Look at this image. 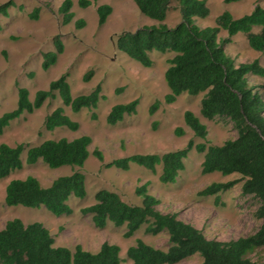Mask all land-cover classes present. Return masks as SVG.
<instances>
[{
    "label": "trees",
    "instance_id": "16d2710c",
    "mask_svg": "<svg viewBox=\"0 0 264 264\" xmlns=\"http://www.w3.org/2000/svg\"><path fill=\"white\" fill-rule=\"evenodd\" d=\"M131 1L142 15L159 25L119 34L116 38L117 49L144 68L152 66L150 53L153 51L174 54L168 59L164 73V81L169 89L164 103L173 104L182 94L191 97L203 94L200 115L209 121L226 119L237 136L220 146L194 144L189 140L180 150L162 155H131L112 160L104 164V168L128 171L131 165H136L154 173L160 166V183L175 185L179 173L184 170L185 159L194 149L203 154V175L219 173L222 176L236 174L240 177V180L226 183H211L197 195L217 196L241 182V195L252 197L259 204L254 216L261 223L254 234L237 240L219 242L207 239L200 230L179 220L176 213L162 214L156 210L160 201L148 194L146 184L135 189V194L142 197L141 206L129 205L116 193L100 190L94 195V204L82 208L81 214L89 215L97 229H104L108 223L114 227L125 226L126 239L131 238L143 225H147L145 233L148 235L167 234L166 250L136 240L127 249V258L133 264H178L196 254L202 259L200 264H264L252 261L249 257L257 250L264 249V100L248 82L250 76L264 79V66L258 60L236 65L225 52V46L231 42V38L241 33L252 50L264 53V8L255 5L249 14L236 19L224 11L216 18L214 27L200 28L195 24V19H206L210 13L204 0ZM173 1L177 3L181 21L173 28H168L163 22ZM223 1L231 4L238 0ZM77 4L86 8L91 2L78 0ZM14 6L11 1L0 5V16H7L8 10ZM72 6L71 0H63L59 6L63 25L70 24L74 18ZM38 11L35 9L30 18L36 19ZM111 13L109 5L102 4L96 8L99 27L106 23ZM75 26L77 29L82 28L84 21L77 20ZM255 28H259V32H253ZM221 31L226 33V38L219 37ZM53 46V51L43 54V71L55 65L64 52V44L58 35L53 38ZM91 76L92 71H88L83 81L88 82ZM67 77L65 73L50 82L46 90L37 91L33 101L29 99L27 89L18 88L16 107L0 116V135L10 122L25 113L32 114L48 100L58 98L62 106L75 114L83 109L96 108L103 98L101 86L96 85L90 93L73 98ZM138 104V100H133L113 106L106 117L107 124L112 126L125 116L134 115ZM157 104L151 106V114ZM91 118L95 120L96 115L92 114ZM183 121L195 137L206 139L207 127L192 112H184ZM43 126L46 131L66 128L76 132L79 129V124L65 115L63 107H57L46 115ZM174 134L182 136L184 132L177 128ZM91 143L88 136L73 140H45L27 148L25 163L34 165L41 161L51 169L63 166L81 168L89 157ZM24 151L25 146L22 144L14 147L0 144V180L23 168L21 155ZM92 155L103 162L99 151L94 150ZM85 197V177L79 171H74L68 176L56 178L46 188L32 176L11 180L5 188L4 203L7 207H44L53 216L61 217L72 214L68 204L70 199L82 200ZM119 252L118 246L108 243H103L96 253L84 251L80 245H76L73 250L55 247L53 237L42 224L25 225L19 219L7 221L0 230V264H120Z\"/></svg>",
    "mask_w": 264,
    "mask_h": 264
},
{
    "label": "rangeland",
    "instance_id": "374dc122",
    "mask_svg": "<svg viewBox=\"0 0 264 264\" xmlns=\"http://www.w3.org/2000/svg\"><path fill=\"white\" fill-rule=\"evenodd\" d=\"M8 1L15 6L8 10L7 16H0V116L16 107L18 88L27 89L29 99L33 101L37 91L46 90L50 82L65 73L68 74L67 83L73 98L90 93L96 85L101 86L103 98L96 108L83 109L76 114L62 106L58 98L48 100L40 109L32 114H23L4 129L0 144L11 147L22 144L25 151L21 155L23 168L0 180V230L13 219H19L25 225L40 223L50 232L55 247L73 250L80 245L84 251L96 253L103 243L114 244L120 249V264H133L127 258V249L136 240L166 250L167 234L148 235L145 233L147 225H143L131 238L126 239L125 226L114 227L108 223L104 229H97L91 217L82 215L80 210L93 205L94 195L100 190L116 193L129 205L141 206L142 197L135 194V189L146 184L148 194L160 201L156 210L162 214L176 213L179 220L200 230L207 239L227 242L257 231L261 222L254 213L259 204L252 197L241 195V182L217 196L197 195L211 183H226L240 180V177L236 174L222 176L219 173L203 175V154L194 149L185 159L184 170L179 173L175 185L160 183V166L154 173L136 165H131L128 171L104 168V164L112 160L131 155H162L180 150L189 140L194 144L220 146L237 136L226 119L209 121L200 115L203 94L195 97L182 94L173 104L164 103L163 99L169 93L164 73L168 59L174 54L153 51L150 53L152 66L144 68L117 49L116 38L119 34L157 26L158 22L142 15L131 0H89L91 5L86 8L79 7L78 0H71L74 18L68 25L62 24V16L58 12L63 0H0V5ZM204 1L210 13L206 19H195V24L200 28L214 27L216 18L224 11L236 19L249 14L255 5L264 8V0H238L231 4L223 0ZM102 4L109 5L112 13L106 23L99 27L96 8ZM35 9L39 10L38 16L31 19L30 14ZM80 19L84 21V26L77 29L75 22ZM180 21L177 3L173 1L163 24L173 28ZM259 30L255 28L253 32ZM57 35L64 44V52L55 65L43 71V54L54 50L53 38ZM219 37L226 38L227 35L221 31ZM225 52L236 65L258 60L264 66V53L252 50L241 33L231 38ZM88 71H92V76L88 82H84L83 76ZM248 82L264 100V79L250 76ZM133 100L139 101L134 115L125 116L115 125L107 124L106 117L113 106ZM156 102L158 104L151 114V106ZM57 107H63L65 115L79 124L76 132L66 128L53 131L44 129L45 116ZM186 111L192 112L207 127L205 140L195 137L185 126L183 114ZM92 114L96 115L95 120L91 118ZM177 128L184 132L182 136L174 134ZM80 136H88L92 140L89 157L81 168L63 166L51 169L41 161L34 165L25 163L28 147L37 146L45 140H73ZM94 150L102 154L103 162L92 155ZM74 171H79L85 177L86 197L69 200L73 211L69 216L55 217L44 207H7L4 203L5 188L11 180L32 176L46 188L56 178L68 176ZM249 257L252 261L264 262V249L257 250ZM201 262V257L196 254L178 264Z\"/></svg>",
    "mask_w": 264,
    "mask_h": 264
}]
</instances>
